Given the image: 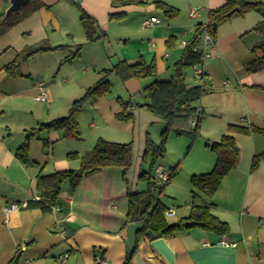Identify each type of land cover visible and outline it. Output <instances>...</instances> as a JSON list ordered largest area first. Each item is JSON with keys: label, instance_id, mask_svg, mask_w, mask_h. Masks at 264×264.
I'll return each instance as SVG.
<instances>
[{"label": "crops", "instance_id": "crops-1", "mask_svg": "<svg viewBox=\"0 0 264 264\" xmlns=\"http://www.w3.org/2000/svg\"><path fill=\"white\" fill-rule=\"evenodd\" d=\"M41 1L43 7L0 36V264H9L18 250H21L22 257L17 264H93L97 257H102L104 264H168L149 243L152 239L147 237L128 260L131 251L127 244L128 230L134 221L129 217L127 191L129 186L140 190L137 168L128 172L127 180L122 167L111 165L85 177L75 190L68 182L64 183L51 212L34 207L7 215L4 207L13 202L40 198L37 192L38 174L41 171L53 173L80 168L81 159H69L68 154H86V149L94 147L101 137L119 142L117 137L129 134L135 141L137 135L143 146L139 153L135 152L140 162L146 134L149 133L141 128L140 119L146 122L163 120L139 106L147 101L142 84L146 82L148 85L155 79L174 78L175 64L181 59L184 49L182 40L192 39L200 25L209 19L210 10L223 6L226 0H141V4L121 6H114L113 0H79L83 8L98 21L101 29L108 33L97 41L106 38L110 41L112 37L118 40L119 44L110 52L111 56L117 57L116 63L121 60L135 62L141 58L147 63L155 61L158 76L153 77L152 81L150 77L126 81L119 78L126 97H132L130 94L137 92L145 99L144 102H138L133 97L129 99L133 105L130 109L135 114L134 119L121 121L116 117L123 109L120 99L127 101L124 96L113 97L111 92L103 97L88 99L79 116L81 138L66 137L64 132L62 136L61 130H43L32 139L29 160L23 162L16 151L25 142L27 134L49 120L59 119L61 116L57 114L65 111L66 116L69 113L76 99H68L73 93L71 89L65 96L63 91H68L81 71V65L78 66L76 60L81 53L73 57L78 46L76 38L84 35L78 28L76 13L79 10L68 0ZM158 1L178 8V15L165 13L158 7ZM9 6V0H0V23L5 19ZM192 6L200 7L196 16L190 14ZM157 10L165 14L166 20L157 15ZM119 13L121 17L111 18V14ZM184 14L188 20L181 22ZM152 15L158 16L160 22L143 27V21ZM262 19L255 10L245 15H235L218 24L213 35L214 46L204 62V68L214 89L196 102L204 112L200 137H204L205 143L195 152V160L190 164L186 176L180 179L177 171L165 188L177 201L174 207L163 203L174 210L172 215L166 213L171 223L181 222L190 214L192 203L181 207L178 204L179 193L183 192L185 199L193 198L191 177L210 172L217 161L209 144L231 133L239 146L237 166L226 175L214 197L198 194L192 201L194 204L208 205L216 216L228 222L230 230L218 234L199 226L188 227L191 223L187 222L174 237L168 239L176 252V264H264V160L257 169L252 170L254 155L264 152V132L245 134L230 131L228 127L229 124H239L264 130V66L256 72L247 71V65L256 57L254 46L264 38L263 33L254 30ZM171 36L179 38L173 48L167 45ZM41 44L65 47L34 55L22 63V76H11L7 65L25 48ZM109 62L112 64L114 61ZM96 63L103 66L97 75L99 77L102 70L108 67H104L102 61ZM88 71V66H84V76L88 75ZM188 72L186 75L191 76ZM226 80L228 84H225ZM187 81L191 82L190 79ZM40 83H43L47 100L37 97L42 91ZM82 84L86 92L95 83ZM87 109L94 119L104 122L101 130L111 126L110 135H99L98 130L85 133L82 117ZM10 112H16V121L5 118ZM15 126L23 130V135L16 142L11 138L14 137L12 131ZM89 126L98 125L91 121ZM44 139L50 143L45 145ZM158 165L160 163L157 162ZM176 166L179 169V163L170 168ZM180 181L185 183L183 191L177 190ZM170 216L173 217L172 221ZM221 241L236 245L227 246ZM65 253L69 254L67 259L59 261L58 257Z\"/></svg>", "mask_w": 264, "mask_h": 264}, {"label": "trees", "instance_id": "trees-1", "mask_svg": "<svg viewBox=\"0 0 264 264\" xmlns=\"http://www.w3.org/2000/svg\"><path fill=\"white\" fill-rule=\"evenodd\" d=\"M80 12V20L83 24L85 38L88 42H95L105 36L107 32L101 29L98 21L91 16L81 5L79 0H68ZM252 1V2H249ZM138 3L141 0H113L114 6L129 5ZM158 7L162 8L165 13L170 16H176L179 9L175 8L165 2L158 1ZM44 6L41 0L28 2L18 11L13 12L8 18L0 23V36L6 33L12 26L16 25L22 19L26 18L33 12L39 10ZM239 6L240 10L229 14L230 10ZM255 10L262 16V20L254 27V30L260 31L264 35V0H226L225 4L217 9L210 10L209 23L210 32L215 35L214 23L217 25L221 22L230 19L235 15H245L247 12ZM122 14H111V18L121 17ZM195 36L190 39L187 45L184 46L181 59L175 64L176 76L172 79L159 80L155 79L152 83L144 88L147 101L140 103L139 106L146 108L152 114L161 117L166 122V128L161 131V140L159 143L153 141L149 133L146 134L144 150L141 154V161L139 162L135 157L134 141L122 143L111 141L103 137L99 138L95 146L89 153L81 155L79 152H71L68 154L69 159H81V166L78 169H68L55 171L53 173H44L41 171L37 178V192L40 195L39 199L33 198L28 201L26 208H40L43 212H51L56 206L57 200L61 195L64 183L68 182L72 190L77 189L80 182L105 166H120L124 169V177L127 180V175L130 170L137 168L139 180H146L148 182V189L140 191L137 188L128 187V197L130 203L129 217L133 221H143L144 226L137 233V240L134 248L128 253V260H130L136 252L139 244L145 238L166 237L170 239L174 237L182 228L187 225L199 226L204 229L214 231L218 234L228 233L230 226L228 222L221 220L216 216L208 205L194 204L192 202V210L190 214L181 220V222L171 223L168 220L166 211L169 209L160 199L154 197H147L146 192H150L157 185L153 180V173L157 166V160L161 158L167 150V142L172 130L177 135H185L191 138L192 142L200 135L201 122L204 117L203 109L198 102L205 94L201 85L195 84L192 81H187L185 75L189 69L200 62H202V52L195 50ZM179 42L177 36H171L167 42L169 48H173ZM73 57L80 54L81 45ZM65 46L51 47L46 45H37L25 48L20 52L16 58L7 65V69L11 76H22L21 65L28 61L31 57L40 52L55 50ZM253 51L256 57L247 65V71L256 72L264 66V38L257 43ZM116 74L122 81L132 78L141 77H156L158 76L157 63L155 61L147 63L144 59L130 62L128 60H121L113 64L111 68L102 70V77L96 83L89 87L85 94L76 99L72 108L66 116L59 119H53L49 122L41 124L39 128H35L27 134L26 140L17 151V157L23 161L28 162L29 146L32 139L38 137V133L45 130L47 132L62 130L66 137L81 138L79 115L83 110L84 103L91 98H99L111 92L110 76ZM264 88V87H263ZM123 109L116 114L118 120L130 121L135 118L134 112L130 109L133 105L130 101L121 100ZM194 123L190 129L178 128L180 124ZM229 130L239 133H251L252 131L264 130L243 126L239 124H229ZM50 141L44 139V144L48 145ZM211 150L216 154L217 161L215 167L206 173L194 174L191 177L193 185L192 200L196 196L203 194L207 197H214L219 190L224 178L233 168L237 166L239 161V146L233 134L227 133L222 138L214 143L209 144ZM151 158L150 167L147 171L143 170V162ZM264 160V152L254 155L252 170L258 168L261 161ZM138 163V164H137ZM174 170V175L178 171V166L171 168ZM172 177V178H173ZM172 178L164 185L158 186L160 192H163ZM128 184V181H127ZM22 257L21 250H18L15 257L9 264H17Z\"/></svg>", "mask_w": 264, "mask_h": 264}, {"label": "rangeland", "instance_id": "rangeland-1", "mask_svg": "<svg viewBox=\"0 0 264 264\" xmlns=\"http://www.w3.org/2000/svg\"><path fill=\"white\" fill-rule=\"evenodd\" d=\"M193 7H199V6H193ZM157 15H159L161 17V19L166 20V16L165 14L161 11V10H157ZM78 15V28L80 30L81 33H83V37L76 38V43L78 44V46L76 47V49L74 51L77 52L78 48L80 47L79 45L82 46V48H80V53L81 55L77 56L76 60L78 62V66L81 65V71H79L77 73L78 75V79H75V81L70 85V88L68 87V91H63L64 96L69 94V89H71V93L73 91V93L71 94V96H68V99L70 97H74L75 99H79L81 98L84 93L85 90H83V84L82 83H90L91 85L93 83H96V81L102 77V75H100L99 77L97 76L100 72H101V67L98 65L96 62L97 61H102L101 64L104 65V67H108L111 68V65L117 62V57L116 56H111L110 52H112L111 50L114 49L115 46H117L118 40L114 39L113 37L110 39H103L100 41H96V42H88L85 38V32L83 29V24L81 23L80 20V12L78 11L76 13ZM181 17V16H180ZM186 20H188L184 16H182V19L180 20L181 22H185ZM75 52V53H76ZM109 55L111 57H109ZM74 59V58H73ZM92 60L94 62H92ZM109 60H112L114 62H112V64L109 62ZM88 66V75L84 76L83 73V68ZM87 69V68H86ZM188 74L191 75L192 74V69L188 70ZM110 85H111V94L114 95L113 97H117V96H121L124 99H127V101H130V98H135L136 101L138 102H144L145 99L144 97L141 96L140 93L134 92L131 96H125L124 94L126 93L124 90V85L122 83V81L119 79V77L116 74H112L110 77ZM151 81L153 80V77H150ZM146 78H144L143 80H146ZM145 82V81H144ZM87 85V84H86ZM142 88L144 90L145 86L147 85L146 82L144 84H142ZM66 90H67V86H65ZM88 88V87H87ZM85 105L86 102L84 103L83 108L85 109ZM83 112V110L81 111V113ZM0 114H2V112L0 111ZM66 114V112H62L61 114H57L58 117L59 116H64ZM89 111L87 109L84 110V117H82V128L85 131V133H90L89 130L91 132H96V130H98V132L100 131L99 135H110L108 134V132H110V130L112 128H110L111 126H107L104 130H101V125H105L104 122H101L98 120V118L94 119V117H92V115H89ZM80 116V115H79ZM5 118L9 121H16L17 120V115L16 112L15 113H8L5 115ZM204 120V119H203ZM50 121V120H49ZM91 121H94L96 123L95 127H90L89 124ZM43 121H41L37 127L40 126L41 123H43ZM193 121L192 123H187V124H180L178 125V128H182V129H190L193 127ZM140 126L141 128H143V131H148L150 137L153 139V141L159 143L161 140V131H163L166 128V122L165 120H161V121H155V122H146L145 119H140ZM18 126H15V128L13 129L12 132H14L13 136L11 137L12 139L15 140V142L18 140V138H20V136H22V132L23 130L17 128ZM103 129V128H102ZM59 131V130H58ZM61 135L63 136V131L61 130ZM9 133V132H8ZM102 133V134H101ZM116 137V136H115ZM90 135H89V141H90ZM117 141L125 143L129 141L133 140V136L132 135H126L124 137H117ZM72 141L76 142L77 144H79L78 141L71 139ZM134 147H135V152L139 153V150L143 149L142 146V142L141 139L138 138V136L136 135V138L134 137ZM205 143L204 137L200 135L195 139V141L192 142L191 138L183 135H177L176 132L174 130L171 131L168 142H167V150L165 152V154L159 158L157 160L158 163L164 165L166 168H170L171 166H175L179 163V173H180V179L182 177L186 176V172L189 170L190 168V164L193 163V161L195 160V152H197L198 147L200 146L201 148H203V145ZM89 144V143H88ZM93 145V144H92ZM93 148V146H89L86 151L84 153H89L90 150ZM150 163H151V158H148V160L146 162H143V168L144 169H149L150 167ZM46 173V172H44ZM50 173V172H47ZM131 175V173H130ZM182 176V177H181ZM140 185V190L144 189L147 190L148 189V182L146 180H140L139 181ZM178 187L177 190L183 191V186L185 183L183 182H179L178 183ZM185 192V189H184ZM146 196L147 197H154L155 199H161L162 202H164L168 207H174V205L176 204V200L173 199L167 192L166 189H164L163 192H160V188L156 187L153 188L150 192H146ZM179 201L178 204L181 205V207H186V203H192L193 200H189L190 198L192 199V197L190 196L189 198H184V193L180 192L179 193ZM182 200V201H181ZM170 216V220H173V217Z\"/></svg>", "mask_w": 264, "mask_h": 264}, {"label": "built area", "instance_id": "built-area-1", "mask_svg": "<svg viewBox=\"0 0 264 264\" xmlns=\"http://www.w3.org/2000/svg\"><path fill=\"white\" fill-rule=\"evenodd\" d=\"M200 11V7H193L190 10V14L192 16H196ZM160 22V19L158 18V16L152 15L148 18H146L143 21V27H149L154 25L155 23ZM195 46L194 49L195 50H200L202 52V62L194 65L192 67V74L191 76H187L185 75L187 80H191L193 83L195 84H199L202 86L203 90H204V94L208 93L209 91L211 92L214 89V85L212 84V82L209 80V77L205 71L204 68V62L206 60V58H208L211 54L210 50L211 47L214 46V37L210 32V23L209 20H207L206 22L202 23L200 25L199 31L196 33L195 35ZM189 40L183 39L182 40V44L185 46L187 45ZM154 45V43H153ZM229 81L226 80L225 84H228ZM40 88L42 89L41 93L37 96L39 99L42 100H47V95L46 92L44 91V86L43 83H40ZM195 122H193L194 124ZM174 170L171 168H166L164 165H158L156 166L154 173H153V180L155 181L157 187L164 185L165 183H167L174 175ZM36 199H39L36 198ZM28 206V201H23V202H13L11 204H7L6 207H4L5 212L7 213V215H9L10 213L14 212V211H18L20 209L26 208ZM167 215H172L174 213V210L172 211V209H169L166 211ZM221 244L224 245H236V243H229L227 241H221ZM69 256L68 253H65L64 255H61L58 257L59 261H65L67 259V257ZM105 261L102 257H97L96 261L93 262V264H104ZM159 264H165L164 262L159 263Z\"/></svg>", "mask_w": 264, "mask_h": 264}, {"label": "water", "instance_id": "water-1", "mask_svg": "<svg viewBox=\"0 0 264 264\" xmlns=\"http://www.w3.org/2000/svg\"><path fill=\"white\" fill-rule=\"evenodd\" d=\"M10 6L5 12L4 18H8L13 12L18 11L23 5H25L29 0H9ZM252 2V1H249ZM240 7L236 6L230 10L229 14H233L239 11ZM217 24L214 23V29H216ZM144 226L143 221H134L129 225L127 244L129 250H132L136 244L137 233ZM151 246L162 256L168 264H176V252L173 247L169 244L166 237H157L152 239L150 242Z\"/></svg>", "mask_w": 264, "mask_h": 264}]
</instances>
